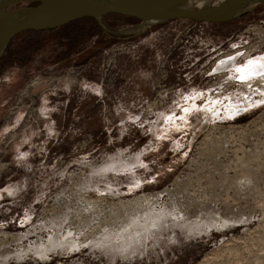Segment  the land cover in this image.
<instances>
[{"label": "rangeland", "instance_id": "rangeland-1", "mask_svg": "<svg viewBox=\"0 0 264 264\" xmlns=\"http://www.w3.org/2000/svg\"><path fill=\"white\" fill-rule=\"evenodd\" d=\"M249 10L154 26L110 14L12 40L0 264H264V78L216 69L264 56L235 53L264 26V3Z\"/></svg>", "mask_w": 264, "mask_h": 264}, {"label": "water", "instance_id": "water-1", "mask_svg": "<svg viewBox=\"0 0 264 264\" xmlns=\"http://www.w3.org/2000/svg\"><path fill=\"white\" fill-rule=\"evenodd\" d=\"M193 0H0V58L12 40L25 31L61 28L84 18L117 14L139 20L145 26L186 19L222 24L246 15L264 0H221L217 4L190 7ZM25 3H36L24 5Z\"/></svg>", "mask_w": 264, "mask_h": 264}, {"label": "snow or ice", "instance_id": "snow-or-ice-1", "mask_svg": "<svg viewBox=\"0 0 264 264\" xmlns=\"http://www.w3.org/2000/svg\"><path fill=\"white\" fill-rule=\"evenodd\" d=\"M228 59H232V57H228ZM221 63L223 62L221 61ZM236 72L238 73L236 79L240 81H247L255 77H264V56L258 59H249L244 64L237 65ZM184 111L187 112L189 109L185 108Z\"/></svg>", "mask_w": 264, "mask_h": 264}, {"label": "built area", "instance_id": "built-area-1", "mask_svg": "<svg viewBox=\"0 0 264 264\" xmlns=\"http://www.w3.org/2000/svg\"><path fill=\"white\" fill-rule=\"evenodd\" d=\"M261 28V30H256ZM252 31H256L257 32V36L256 38L253 40V42L249 45L247 51H237L235 53H248V55L250 54H254L255 51H257L259 49V47H261V45H264V39H260L261 36L264 35V26H255L253 28H250ZM261 34V35H260ZM247 48V47H246ZM230 54V53H229Z\"/></svg>", "mask_w": 264, "mask_h": 264}, {"label": "bare ground", "instance_id": "bare-ground-1", "mask_svg": "<svg viewBox=\"0 0 264 264\" xmlns=\"http://www.w3.org/2000/svg\"><path fill=\"white\" fill-rule=\"evenodd\" d=\"M213 0H208L204 5H209ZM203 6V5H201ZM100 19V18H99ZM252 59H255V58H252ZM258 59V58H257ZM223 63H221L220 61V64H219V67H217L216 69L217 70H224L226 68H229L230 66H234V69L236 71V66L237 64L234 63V60H233V57L232 59H226L224 61H222ZM264 78V77H263ZM233 108V107H232ZM231 108V109H232ZM235 108V113H239V112H242L244 108H240V107H234ZM191 109V108H190ZM192 110V109H191ZM189 112V111H188ZM144 216V215H143ZM141 217V216H140ZM155 220V219H154Z\"/></svg>", "mask_w": 264, "mask_h": 264}, {"label": "trees", "instance_id": "trees-1", "mask_svg": "<svg viewBox=\"0 0 264 264\" xmlns=\"http://www.w3.org/2000/svg\"><path fill=\"white\" fill-rule=\"evenodd\" d=\"M34 4H36V3H34ZM124 17H126V16H124ZM126 18H129V17H126ZM84 19H93L94 20V18H84ZM132 19H134V18H132ZM80 20H83V19H80ZM135 20H137V19H135ZM77 21H79V20H77ZM77 21H74V22H72V23H75V22H77ZM137 21H139V20H137ZM71 24V23H70ZM223 24V23H222ZM58 29V28H57ZM53 30H55V29H53ZM31 32H33V31H31ZM3 57H1L0 58V61H1V59H2Z\"/></svg>", "mask_w": 264, "mask_h": 264}, {"label": "flooded vegetation", "instance_id": "flooded-vegetation-1", "mask_svg": "<svg viewBox=\"0 0 264 264\" xmlns=\"http://www.w3.org/2000/svg\"><path fill=\"white\" fill-rule=\"evenodd\" d=\"M248 13H249V12H248ZM248 13H247V14H248ZM247 14H246V15H247ZM246 15H244V16H246Z\"/></svg>", "mask_w": 264, "mask_h": 264}, {"label": "crops", "instance_id": "crops-1", "mask_svg": "<svg viewBox=\"0 0 264 264\" xmlns=\"http://www.w3.org/2000/svg\"><path fill=\"white\" fill-rule=\"evenodd\" d=\"M233 60H234V57H233ZM235 62V61H234Z\"/></svg>", "mask_w": 264, "mask_h": 264}]
</instances>
